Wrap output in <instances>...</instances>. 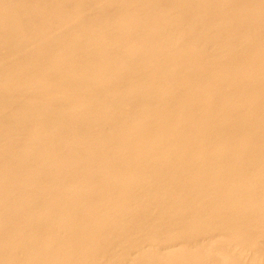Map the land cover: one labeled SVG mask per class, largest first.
<instances>
[{"label":"bare ground","instance_id":"1","mask_svg":"<svg viewBox=\"0 0 264 264\" xmlns=\"http://www.w3.org/2000/svg\"><path fill=\"white\" fill-rule=\"evenodd\" d=\"M0 264H264V0H0Z\"/></svg>","mask_w":264,"mask_h":264}]
</instances>
